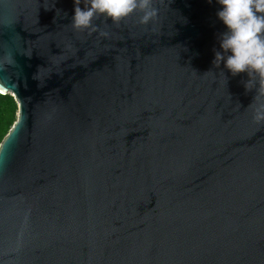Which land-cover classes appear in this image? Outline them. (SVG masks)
Masks as SVG:
<instances>
[{
	"label": "water",
	"instance_id": "95a60500",
	"mask_svg": "<svg viewBox=\"0 0 264 264\" xmlns=\"http://www.w3.org/2000/svg\"><path fill=\"white\" fill-rule=\"evenodd\" d=\"M154 6L105 37L0 0V264H264V97L213 64L216 0Z\"/></svg>",
	"mask_w": 264,
	"mask_h": 264
},
{
	"label": "clouds",
	"instance_id": "9594fccd",
	"mask_svg": "<svg viewBox=\"0 0 264 264\" xmlns=\"http://www.w3.org/2000/svg\"><path fill=\"white\" fill-rule=\"evenodd\" d=\"M207 2L211 4L213 0ZM216 3L221 6L216 15L226 30L220 35L221 50L214 53V66L223 63L232 76L246 73V91L255 87L254 99L264 97V0H216ZM154 4L155 0H73L70 25L74 31H87L91 35L99 32L94 20L103 18L120 25L133 14H138L140 24L148 25L159 17V9ZM59 13L57 9L56 15ZM25 56L31 58V53ZM0 89L6 90L2 84ZM253 119L257 123L264 121V102L255 108Z\"/></svg>",
	"mask_w": 264,
	"mask_h": 264
},
{
	"label": "trees",
	"instance_id": "16d2710c",
	"mask_svg": "<svg viewBox=\"0 0 264 264\" xmlns=\"http://www.w3.org/2000/svg\"><path fill=\"white\" fill-rule=\"evenodd\" d=\"M4 108H10L11 109L12 121L8 122V121H2L1 120L2 114L4 113ZM16 112H17V105H16L13 97L10 95H0V142H1L2 138L4 137V135L7 133V131L9 130V128L12 126V124L16 118ZM2 124H8V127L6 128L5 131L1 127Z\"/></svg>",
	"mask_w": 264,
	"mask_h": 264
},
{
	"label": "rangeland",
	"instance_id": "374dc122",
	"mask_svg": "<svg viewBox=\"0 0 264 264\" xmlns=\"http://www.w3.org/2000/svg\"><path fill=\"white\" fill-rule=\"evenodd\" d=\"M1 120L8 122L12 121V111L10 108H4V113L2 114ZM1 127L5 131L6 128L8 127V124H2Z\"/></svg>",
	"mask_w": 264,
	"mask_h": 264
},
{
	"label": "snow or ice",
	"instance_id": "6c2138e0",
	"mask_svg": "<svg viewBox=\"0 0 264 264\" xmlns=\"http://www.w3.org/2000/svg\"><path fill=\"white\" fill-rule=\"evenodd\" d=\"M4 90L3 89H0V95H3L4 94Z\"/></svg>",
	"mask_w": 264,
	"mask_h": 264
}]
</instances>
